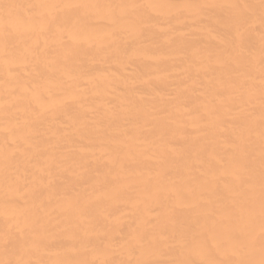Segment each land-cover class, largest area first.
Wrapping results in <instances>:
<instances>
[{
	"label": "bare ground",
	"instance_id": "bare-ground-1",
	"mask_svg": "<svg viewBox=\"0 0 264 264\" xmlns=\"http://www.w3.org/2000/svg\"><path fill=\"white\" fill-rule=\"evenodd\" d=\"M0 264H264V0H0Z\"/></svg>",
	"mask_w": 264,
	"mask_h": 264
}]
</instances>
